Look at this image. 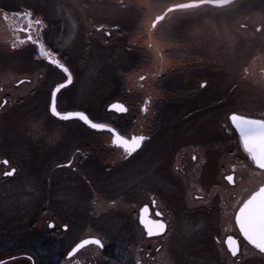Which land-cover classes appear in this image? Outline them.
<instances>
[{"label": "flooded vegetation", "instance_id": "af4514ba", "mask_svg": "<svg viewBox=\"0 0 264 264\" xmlns=\"http://www.w3.org/2000/svg\"><path fill=\"white\" fill-rule=\"evenodd\" d=\"M169 1L0 0V161H9L0 163V264H38L36 251L45 255L40 264H100V257L124 264L127 255L130 264H148L154 244L147 241L178 230L199 233L213 264H244V250L264 264L233 216L234 231L220 226L228 200L247 183L244 171L255 169L237 150L228 117L264 118V0L167 13ZM147 2L152 10L141 9ZM27 11L43 21L33 35L72 74L57 93L58 110L84 111L126 136H144L136 152L115 147L107 131L51 113V93L66 74L37 59V46L14 31L23 23L14 14ZM100 60L107 66L96 69ZM116 103L127 111L113 110ZM12 167L16 173L5 175ZM144 207L165 222L163 234L147 235ZM173 215L181 229L172 228ZM206 220L210 232L193 226ZM122 232L138 242L119 254L104 236ZM228 236L240 243L237 257L227 250ZM90 238L104 247L69 255Z\"/></svg>", "mask_w": 264, "mask_h": 264}, {"label": "snow or ice", "instance_id": "6c2138e0", "mask_svg": "<svg viewBox=\"0 0 264 264\" xmlns=\"http://www.w3.org/2000/svg\"><path fill=\"white\" fill-rule=\"evenodd\" d=\"M232 3L233 0H188L186 3H176L168 7L167 13L199 9L204 6L226 8ZM140 7L143 10L147 8V5H141ZM14 15L23 21L22 24H18L14 29V31L26 33L25 39L22 42H30L36 45L39 51L37 59H46L51 65L56 66L66 74L65 82L57 84L55 90L51 93V113L64 121L79 120L92 129L107 131L112 136V143L115 147L124 149L129 155L136 152L145 140L144 136H126L107 123L95 122L84 111L58 110L57 93L72 83V74L68 67L57 58V53L46 46L41 36L39 34L33 35V26L35 25L37 28H40V26L43 25V21L34 19L31 11L19 12ZM4 19H8L6 13L4 14ZM164 19L165 16L163 14L156 15L151 22V28L155 29L157 23ZM12 47L15 48L16 45L13 44ZM140 79L144 80L145 77L141 76ZM203 86L202 84L201 87ZM111 108L121 113L127 111V108L119 103L112 104ZM146 110L147 108H145V111ZM228 120L230 121L229 131H234L237 135V150L240 151L242 149L247 159L255 165V169L250 170L251 176L260 178L254 187L245 189L246 194L242 195V197L235 202L233 206L234 223L238 227V231L244 240L257 249L258 254L264 255V118L256 119L247 114L232 112ZM193 159H195V157H193ZM0 163L8 165L9 161L2 160ZM70 163L71 162H69V165ZM244 167L247 168V165H244ZM16 171L17 169L12 167L10 171L5 172V175L11 176L16 173ZM226 179L228 182L234 183L232 175L227 176ZM143 213L145 215L141 216V223L144 224L148 236L161 235L166 231L167 225L163 220H148L145 218L148 213L147 207L143 209ZM162 214L163 213H157L158 216ZM50 227H54V225H50ZM64 227L67 228V225ZM226 243L227 250L231 253V256L237 257L240 252L239 241L233 238V236H228ZM86 245H96L99 248L104 247V244L99 238L84 239L76 245V248H74L69 255L74 254ZM137 264H139V261ZM233 264H235V261H233Z\"/></svg>", "mask_w": 264, "mask_h": 264}, {"label": "rangeland", "instance_id": "374dc122", "mask_svg": "<svg viewBox=\"0 0 264 264\" xmlns=\"http://www.w3.org/2000/svg\"><path fill=\"white\" fill-rule=\"evenodd\" d=\"M188 0H170L169 2L165 3L164 8L176 4V3H181V2H185ZM148 9L152 10V6L147 2L146 3ZM204 7H201L199 9H202ZM199 9H193V10H199ZM107 61L108 60H100L97 61L98 65L96 63V61H92L91 67H96V69H98L99 66L101 67H105V65L107 66ZM95 70V69H94ZM102 92V91H101ZM104 94V92H102ZM103 94H100L101 99H107L106 96H104ZM246 170V169H244ZM245 177H246V182L243 185L242 190H240V194L237 197V199L233 200V201H229L227 203V207H228V211L227 213H224L222 215L223 220H221L220 226L223 230L228 231V232H232L234 231L235 225L233 223V206L235 205V202L240 199L242 197V195H245V189H250L252 187H254L256 185V179L255 177L251 176V172L247 174V171H244ZM260 179V178H259ZM163 196L166 198L168 197L166 194V191L164 189L161 190ZM230 196V193H229ZM197 219H191L190 222L188 221L187 223L192 224L194 221H196ZM172 223H175L174 226L172 225V228H177V229H181V223L182 221H178L176 220V217L173 215V217L171 218ZM178 221V223H177ZM190 226V225H189ZM196 228H202V231H205L204 229H209L208 232H210V228H211V223L206 220L204 222H197L196 224L193 225ZM121 228L124 230V226H121ZM204 228V229H203ZM179 230L177 231V233H173L172 231H169L166 235H164L162 237V247L161 249L158 250L157 246L159 245L161 240L158 239H154L151 241H147L149 243H153L154 245L152 247H149V260H148V264H151V261H156L159 260L161 261V264H213L212 262H210L209 258L207 257V249L206 247H204V243L201 244L198 242L199 240V233H187L184 235H180L179 234ZM123 233V232H122ZM205 234H209V233H205ZM204 234V238L207 239L206 235ZM108 243H110L112 246L115 247V245H119L116 249V253L122 254V253H126L125 251V246L134 241L133 243H135L138 239L133 237L129 238L125 233L120 234L118 233L113 234L112 235H107L104 236ZM202 239V237H201ZM130 240V241H129ZM138 242V241H137ZM152 248V249H151ZM176 251L178 253L179 256H176L173 252ZM244 264H258L256 260L257 257L256 256H249V255H253L251 254V252H246V250H244ZM32 254L35 255V259L36 262L38 261V264H40V261H44L45 255L44 252H31ZM129 253V252H128ZM209 254V252H208ZM210 255V254H209ZM151 256V258H150ZM249 256V257H248ZM178 259V260H177ZM98 262L100 264H104L105 263V259H101L98 258ZM123 263L124 264H128V255H127V260L123 259ZM262 263V262H261ZM130 264V263H129ZM217 264V263H214ZM260 264V263H259Z\"/></svg>", "mask_w": 264, "mask_h": 264}, {"label": "water", "instance_id": "95a60500", "mask_svg": "<svg viewBox=\"0 0 264 264\" xmlns=\"http://www.w3.org/2000/svg\"><path fill=\"white\" fill-rule=\"evenodd\" d=\"M186 2H188V1L181 2V3H186ZM171 6H172V5H170V6H168V7H171ZM166 11H167V9H166ZM144 208H145V207H144ZM144 208H143V209H144ZM143 209H142V212H141V216H142V215H145V214L143 213ZM141 216H140V220H141ZM145 218L148 219V220H154V219H152V218L149 217L148 213L146 214ZM142 224H143V223H142ZM143 225H144V224H143ZM227 238H228V237H227ZM90 239H91V238H90ZM226 241H227V239H226Z\"/></svg>", "mask_w": 264, "mask_h": 264}]
</instances>
